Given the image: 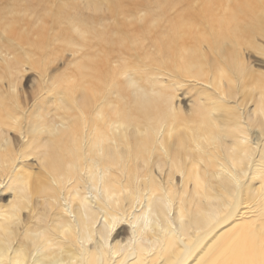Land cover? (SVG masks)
Returning a JSON list of instances; mask_svg holds the SVG:
<instances>
[{"label":"bare ground","instance_id":"obj_1","mask_svg":"<svg viewBox=\"0 0 264 264\" xmlns=\"http://www.w3.org/2000/svg\"><path fill=\"white\" fill-rule=\"evenodd\" d=\"M262 92L264 0H0L3 264L27 180L66 261L261 264Z\"/></svg>","mask_w":264,"mask_h":264},{"label":"snow or ice","instance_id":"obj_2","mask_svg":"<svg viewBox=\"0 0 264 264\" xmlns=\"http://www.w3.org/2000/svg\"><path fill=\"white\" fill-rule=\"evenodd\" d=\"M76 31L82 41L87 39L88 34L86 32H80L79 29ZM229 99L233 101L234 105L239 103L237 97H229L225 95L221 98L222 101H228ZM261 100L262 103L258 109L257 116L264 118V92H262ZM169 135L171 136V133ZM164 150L167 151L168 149L165 148ZM177 150L186 151L188 156L192 157L193 154L198 151V146L188 148L185 144L181 143ZM98 154L100 156L104 155L102 146H100V151ZM259 175L260 179L264 180V164H262L260 168ZM235 182L239 183V180H235ZM5 189H8L7 194H4ZM12 190L13 189H10L7 184L0 187V200H6L8 195H11ZM22 191L24 193L23 203H21L20 200H17L14 201L13 204V211L15 212L14 219L18 217L19 212H25L26 210L31 212L32 208L35 207L39 212L40 222L37 225L39 230L27 231L23 234H18V239L16 240L18 250L9 249V251H15V255L11 259H8L7 264H78L77 261H66L61 256H57L55 249L52 247V245L56 242V234L66 238L72 231L71 225L57 223L55 218L49 214V204L44 203L41 205L39 203L40 198L43 195V191L37 192L35 197H33V183L31 180L23 182ZM261 193L264 194V185H262ZM45 199L47 198L45 197ZM74 199L75 197L69 193V200ZM67 203L68 201H65L66 205ZM5 215H8L7 210H5ZM62 252L63 250L61 249V253ZM29 257H31V259H29ZM0 264H3L2 255H0ZM261 264H264V261H262Z\"/></svg>","mask_w":264,"mask_h":264},{"label":"rangeland","instance_id":"obj_3","mask_svg":"<svg viewBox=\"0 0 264 264\" xmlns=\"http://www.w3.org/2000/svg\"><path fill=\"white\" fill-rule=\"evenodd\" d=\"M198 27H201V25H199ZM190 38H196L197 39L198 35L194 31H189V32H184L183 35L178 37L179 40H183V41H188Z\"/></svg>","mask_w":264,"mask_h":264}]
</instances>
